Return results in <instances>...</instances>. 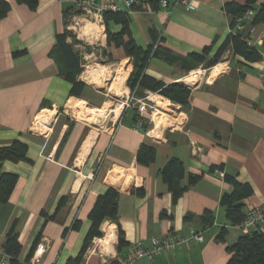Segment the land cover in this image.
Wrapping results in <instances>:
<instances>
[{"label": "crops", "instance_id": "obj_1", "mask_svg": "<svg viewBox=\"0 0 264 264\" xmlns=\"http://www.w3.org/2000/svg\"><path fill=\"white\" fill-rule=\"evenodd\" d=\"M9 1L11 10L0 18V146L15 139L25 141L31 162L2 163V171L16 173L18 180L9 200L0 204V249L16 224L21 262L26 261L41 232L33 254L43 243L42 264H65L83 246L97 196L112 186L120 192L118 223L128 245L118 250V224L105 220L103 236L93 238L81 264H117L137 242L146 245L152 236L171 233L188 238L191 228L203 231L204 242L188 240L179 249L136 264H227V246L250 232L231 225L220 205L222 194L233 190L224 174L236 175L239 181L252 185L253 194L244 201L246 210L264 204V85L258 61H246L228 48L213 67L207 68L205 63L188 71L179 63L153 57L146 67L148 75L166 83L184 82L191 88L189 106L176 103L178 124L162 133L163 126L172 123L162 117L163 125L152 131L153 137L133 128L135 110L129 109L102 125L110 109L100 108L106 103L105 93L92 83L114 71V91L110 87L109 91L131 92L127 80L132 71L123 47L108 45L104 21L98 45L105 58L120 64L114 69L96 67L90 79L86 74L92 68H88L83 72L87 81L79 76L87 87L81 97H75L70 93L71 83L61 76L50 55L56 35L66 28V10L72 5L40 0L32 10ZM107 1L123 4V0H98V4ZM154 1L153 12L127 10L134 41L147 48L158 35L160 49L178 57L211 47L209 58L229 35L231 17L225 4L246 3L197 0L194 11L178 7L169 13ZM109 28L118 32L121 24L111 21ZM244 34L252 47L264 52L263 23L249 21ZM199 70L203 75L195 79ZM121 75L125 77L119 78ZM148 95L162 107L170 105L169 99L157 92L145 90ZM143 143L157 150L156 160L149 165L137 162ZM172 157L183 161L182 184L188 183L191 173L202 175L176 202L160 174ZM214 165H223V169L212 171ZM123 170L125 176L119 173ZM137 188L144 194L136 193ZM63 196L66 203L57 218L46 222L41 212L53 214ZM207 210L214 213L212 225L201 219ZM188 215L191 218L187 219ZM76 219L81 221L80 229L63 236L64 228ZM223 227L227 234L219 241L217 235Z\"/></svg>", "mask_w": 264, "mask_h": 264}, {"label": "trees", "instance_id": "obj_2", "mask_svg": "<svg viewBox=\"0 0 264 264\" xmlns=\"http://www.w3.org/2000/svg\"><path fill=\"white\" fill-rule=\"evenodd\" d=\"M15 1L19 4H25L30 9L35 10L40 0ZM151 1L153 2L154 0ZM224 8L226 13L231 17V27L235 25L236 16L243 14L249 9L255 11V15L251 18L250 23L253 25L264 24V1L259 3V0H246V3L243 5L236 2H227ZM10 10V1L0 0V18L7 16ZM68 10L69 9L66 10L65 16H67ZM103 21L106 25L105 32L107 34L108 45L123 47L126 56L130 58L127 65L132 68V71L127 80V86L131 89V92L135 91L137 97H144L145 90H150L157 92L183 107L189 106L191 88L186 83L179 81L166 83L147 74V64L153 57H162L171 63H179L188 71L205 63L207 68L213 67L228 48H232L235 54L243 57L246 61L255 62L260 58V52L255 47H252L242 33L239 32L229 33L217 52L210 58L211 47H205L202 52L190 53L187 57H178L172 53L161 50L159 44L156 45L159 40L158 35H154L155 41L147 48L139 46L132 38L129 30L128 11H105L103 13ZM111 21L121 24V29L118 32H113L109 28V23ZM69 37L70 32L67 28H65L63 32L58 33L50 55L58 63L61 76L71 83V95L81 97L87 87V84L79 78V75L83 71V58H81L79 52L74 48L73 43L68 41ZM135 117H137L136 112ZM156 155L157 150L154 146L143 143L137 153V162L139 164L149 165L156 160ZM6 160L13 162H31L28 156V144L21 139H15L8 145L0 146V204L9 200L18 180V175L16 173L2 171V163ZM216 169L222 170L223 165H214L211 167L212 171ZM160 174L172 193L173 202H176L190 186L196 184L202 178L200 174L191 173L188 178V183L182 184L181 180L185 177V168L183 161L177 157L170 158L160 169ZM224 178L228 183L233 185V190L222 194L220 205L230 224L238 226L244 220L247 211L244 201L253 194L254 190L249 182L239 181L236 175L225 173ZM135 192L140 195L144 194V190L141 188L135 189ZM119 194L120 192L118 189L109 186L104 193L97 196L89 212L88 218L91 225L86 234L83 246L79 254L76 257L69 258L65 264L82 263L83 255L93 238L103 236L101 225L105 220H111L118 224V250L120 251L128 245L124 236V231L118 223ZM65 203L66 196H63L53 214L42 211L41 214L45 217V221L56 219L60 209ZM163 215H166V213L163 212ZM186 218H191V215L186 216ZM201 219L205 225H212L214 223V213L207 210L201 216ZM15 226L16 224H13L7 233L3 244V250L10 255L13 264H22L19 260L22 244ZM80 227L81 221L79 219L74 220L70 226L64 228L63 236H66L70 230H78ZM41 234L40 232L37 235L26 261L33 255V251ZM226 234L227 228L223 227L217 235V240L224 241ZM227 251L230 253L227 264H264V231H251L250 233L243 234L235 243L227 246Z\"/></svg>", "mask_w": 264, "mask_h": 264}, {"label": "built area", "instance_id": "obj_3", "mask_svg": "<svg viewBox=\"0 0 264 264\" xmlns=\"http://www.w3.org/2000/svg\"><path fill=\"white\" fill-rule=\"evenodd\" d=\"M62 2L70 3L74 7H83L90 9L94 7L97 14L103 19V13L105 11L121 12L127 10H139L143 12H153L155 8L151 0H123V4L119 5L112 1L104 2L103 4H98V0H60ZM159 9H166L169 13L173 12L178 7H183L187 11H194L198 8L197 0H157ZM255 15L253 9H249L241 15L236 16L235 25L230 26L229 33H242L245 39L248 41V36H245L244 32L247 27L248 22ZM160 39L156 43L158 45ZM260 65L259 77L264 85V52H260V58L258 60ZM205 70V69H204ZM195 73H201L197 71ZM165 100V99H164ZM170 105L166 107L160 106L155 99L152 97H137L135 91L130 92V99L122 105V109L119 116L122 115L129 109H134L137 117L136 122L133 124V128L139 132L156 137L152 134V131L156 130L155 116L158 113H162L166 121L172 120L170 125L164 126L162 133L166 129L174 127L178 124V107L176 103L168 100ZM153 124L152 127H149ZM158 138V137H157ZM242 230L251 231H264V204L254 205L246 211V215L242 223L238 225ZM188 240L196 242H204L205 237L202 230H197L195 228L190 229V235L188 238L183 237L177 233H171L162 237L152 236L150 238L149 244H142L140 242L135 243L130 250L124 255L122 259L118 261L117 264H136L140 259L153 260L156 256L170 253L176 249L181 248ZM96 246V245H95ZM90 249V254L94 251ZM45 250V245L40 243L35 250V253L25 263L22 264H41V257ZM89 254V255H90ZM0 264H13L10 255H8L3 249H0Z\"/></svg>", "mask_w": 264, "mask_h": 264}, {"label": "rangeland", "instance_id": "obj_4", "mask_svg": "<svg viewBox=\"0 0 264 264\" xmlns=\"http://www.w3.org/2000/svg\"><path fill=\"white\" fill-rule=\"evenodd\" d=\"M65 24L67 30L70 32V37H69L70 42L73 43L74 48L79 52L81 58H83V65H82L83 71L79 75L81 79H84L83 72H85L88 68H93V67L96 68L104 65L109 67L110 69H114L112 67H117L120 64L119 60L109 61L108 58H105L104 54H102V51L100 50V46L98 45L99 43L98 38L103 33L102 31L103 28L100 27V25L103 24V19H101L100 16L97 14L96 9L94 7L90 9H86L83 7H74V6L69 7L67 16L65 18ZM98 28L101 29L100 32H97ZM201 74L202 73L200 74L195 73L194 74L196 75L195 79H199L200 76L203 75ZM115 76L116 73L113 71L109 76H107L106 79L100 80V82L97 83L96 82L92 83L93 85L96 86L97 90L105 93L106 103L102 105L100 108L110 109V111L107 113V117L105 118L104 122H102V125H105L110 119L115 118V116L119 114V112L121 111L122 105L126 101H128V99H130V92L128 91V89L127 90L125 89L122 92L115 91V93L109 91V87L111 90H113L112 82ZM158 115L161 118L164 117L162 113H158ZM152 126L153 124L149 125V127ZM115 170L118 171L117 169ZM119 173H121V175L124 176L126 174L124 170Z\"/></svg>", "mask_w": 264, "mask_h": 264}, {"label": "bare ground", "instance_id": "obj_5", "mask_svg": "<svg viewBox=\"0 0 264 264\" xmlns=\"http://www.w3.org/2000/svg\"><path fill=\"white\" fill-rule=\"evenodd\" d=\"M96 26V25H95ZM100 28H98L97 29V32H100ZM96 68H92V70H90L89 72H87V74H86V77L88 78V79H90L91 77H92V75L94 74V71H96L95 70ZM125 76H123V75H121L119 78H124ZM123 83V82H122ZM120 113V112H119ZM119 115V114H118ZM162 119L163 118H161L159 115L158 116H155V122H156V127L158 128L160 125H163L162 124ZM164 127V126H163ZM157 131V130H156Z\"/></svg>", "mask_w": 264, "mask_h": 264}]
</instances>
